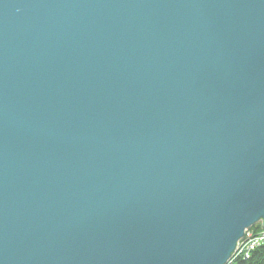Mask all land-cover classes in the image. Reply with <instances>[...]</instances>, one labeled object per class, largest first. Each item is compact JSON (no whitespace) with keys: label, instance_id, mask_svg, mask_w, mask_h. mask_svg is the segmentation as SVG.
Masks as SVG:
<instances>
[{"label":"water","instance_id":"water-1","mask_svg":"<svg viewBox=\"0 0 264 264\" xmlns=\"http://www.w3.org/2000/svg\"><path fill=\"white\" fill-rule=\"evenodd\" d=\"M264 227V0H0V264H228Z\"/></svg>","mask_w":264,"mask_h":264},{"label":"rangeland","instance_id":"rangeland-1","mask_svg":"<svg viewBox=\"0 0 264 264\" xmlns=\"http://www.w3.org/2000/svg\"><path fill=\"white\" fill-rule=\"evenodd\" d=\"M256 225H260L257 229H254L253 227ZM264 242V227L262 226V222H258L249 229L246 230L245 236L239 241V244L241 247L245 248L243 251L238 252L236 256H232L231 260L234 257L244 255L245 257H248L251 250L255 249L257 246L262 244ZM247 244V245H246ZM248 249L250 252L248 253ZM231 260L228 264H230Z\"/></svg>","mask_w":264,"mask_h":264},{"label":"trees","instance_id":"trees-1","mask_svg":"<svg viewBox=\"0 0 264 264\" xmlns=\"http://www.w3.org/2000/svg\"><path fill=\"white\" fill-rule=\"evenodd\" d=\"M260 225H256L253 228L257 229ZM230 264H264V242L253 249L248 257L237 256L234 257Z\"/></svg>","mask_w":264,"mask_h":264},{"label":"bare ground","instance_id":"bare-ground-1","mask_svg":"<svg viewBox=\"0 0 264 264\" xmlns=\"http://www.w3.org/2000/svg\"><path fill=\"white\" fill-rule=\"evenodd\" d=\"M246 245H247V244H246ZM244 249H245V248L241 247L240 244L238 243V246H237L235 252L233 253V256H236V255L238 254V252L243 251ZM249 250H251V249H248V253L250 252ZM251 251H252V250H251ZM242 255H243V254H242ZM242 255H240V256H242ZM243 256H244V255H243Z\"/></svg>","mask_w":264,"mask_h":264}]
</instances>
